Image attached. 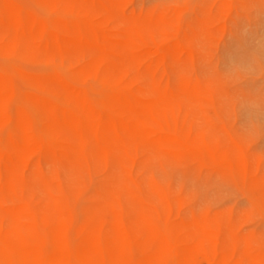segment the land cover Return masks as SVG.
I'll list each match as a JSON object with an SVG mask.
<instances>
[{
  "label": "bare ground",
  "instance_id": "bare-ground-1",
  "mask_svg": "<svg viewBox=\"0 0 264 264\" xmlns=\"http://www.w3.org/2000/svg\"><path fill=\"white\" fill-rule=\"evenodd\" d=\"M30 1L40 11L0 0V264H264L233 225L184 215L177 198L127 177L144 160L192 159L244 185L264 212V181L239 147L178 125L188 90L164 77L251 0H201L190 19L128 0ZM55 170L102 175L93 190H65L84 200L79 213L48 198ZM135 192L151 207H116Z\"/></svg>",
  "mask_w": 264,
  "mask_h": 264
},
{
  "label": "rangeland",
  "instance_id": "rangeland-1",
  "mask_svg": "<svg viewBox=\"0 0 264 264\" xmlns=\"http://www.w3.org/2000/svg\"><path fill=\"white\" fill-rule=\"evenodd\" d=\"M16 1L40 11L30 0ZM199 1L128 0L125 8L151 12L182 8L190 19ZM20 64L26 71L41 70L28 59H21ZM164 77L188 90L185 108L176 116L177 124L212 145L239 147L251 176L264 181V0L242 1L225 30L197 41L185 68H173ZM127 177L131 181L143 180L177 198L184 215L223 219L233 225L234 235L249 250L264 252V212L249 197L244 185L237 187L225 174L192 159L168 158L165 164L158 160L139 162L130 168ZM102 178L100 173L87 171H51L54 189L47 192L48 198L79 213L84 200L69 198L65 190L86 186L93 190ZM32 199L31 195H23L20 201L28 203ZM134 200L151 207L136 192L117 197L116 207L124 209Z\"/></svg>",
  "mask_w": 264,
  "mask_h": 264
}]
</instances>
